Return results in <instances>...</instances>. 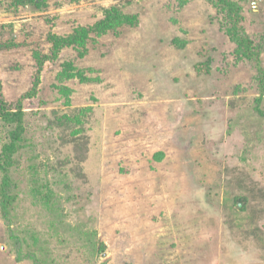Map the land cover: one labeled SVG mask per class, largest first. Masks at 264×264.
Returning a JSON list of instances; mask_svg holds the SVG:
<instances>
[{"label":"rangeland","instance_id":"obj_1","mask_svg":"<svg viewBox=\"0 0 264 264\" xmlns=\"http://www.w3.org/2000/svg\"><path fill=\"white\" fill-rule=\"evenodd\" d=\"M232 1L264 66V0ZM229 27L212 0H0V264H264V90Z\"/></svg>","mask_w":264,"mask_h":264},{"label":"trees","instance_id":"obj_2","mask_svg":"<svg viewBox=\"0 0 264 264\" xmlns=\"http://www.w3.org/2000/svg\"><path fill=\"white\" fill-rule=\"evenodd\" d=\"M38 1V0H37ZM215 4L221 7L224 11H226L227 16L230 21L229 27V36L230 38L237 43L241 51L245 56L251 58L256 62L258 73L260 76L261 82V93L264 90V66L259 63V56L255 51L251 41L249 38L241 33V13L240 7L233 2L232 0H212ZM54 39V38H53ZM57 54V49H53L51 54L48 56V59L55 60ZM44 59L40 58L37 66V70L35 72V77L33 80L31 90H28L25 95L32 94L36 91L37 83L39 81L40 72L44 67ZM23 109L21 104L18 103V106L13 110H9L6 108V103L3 98L0 96V118L5 123L11 125L13 128L9 132V140L7 143L3 145L2 155H3V163H2V179L0 186V205L2 208V215H8V205L14 199L12 196L13 192V183L10 180V168L12 166V155L18 151L19 143L22 140V134L24 131L23 126ZM242 203L245 202L244 197H240Z\"/></svg>","mask_w":264,"mask_h":264}]
</instances>
